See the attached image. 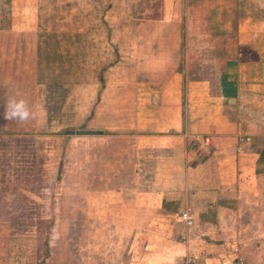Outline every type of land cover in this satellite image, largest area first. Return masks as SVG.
<instances>
[{
  "label": "crops",
  "instance_id": "crops-1",
  "mask_svg": "<svg viewBox=\"0 0 264 264\" xmlns=\"http://www.w3.org/2000/svg\"><path fill=\"white\" fill-rule=\"evenodd\" d=\"M157 1L134 0L140 9L149 3V11L139 13L141 22L144 14L157 11L152 6ZM262 1L169 0L172 22L177 9L183 18L178 31L183 38L160 48L152 44V28L134 26L136 68L130 92L109 93L103 98L101 125L82 129L101 135L64 134L69 138L65 143L84 138L96 146L85 159L80 216L86 226L118 229L101 234L86 229L85 263L264 264ZM200 13L207 14L208 28L204 42L198 39L193 45L188 20ZM232 15L233 35L228 36L230 29L222 21ZM143 19L152 21L147 15ZM202 21L197 22L198 33ZM223 35L229 42L220 40ZM120 45L125 51L126 45ZM157 49L165 51L158 54ZM143 50L149 54H139ZM148 57L155 61L145 66L150 80L137 68ZM205 58L206 66L213 67L207 73ZM126 60L128 55L105 66L120 70ZM182 212L192 218L190 226L176 221ZM13 230L5 234L7 260L14 258V242L20 241V232ZM26 234L28 230L22 236ZM56 238L61 237L52 241ZM114 241L122 242L117 251ZM54 242L48 243L49 262L55 258V264H78L71 252L62 257L59 244L58 254L52 253ZM68 255L69 261L64 258Z\"/></svg>",
  "mask_w": 264,
  "mask_h": 264
},
{
  "label": "rangeland",
  "instance_id": "rangeland-1",
  "mask_svg": "<svg viewBox=\"0 0 264 264\" xmlns=\"http://www.w3.org/2000/svg\"><path fill=\"white\" fill-rule=\"evenodd\" d=\"M141 6L140 9L134 0H0V264L7 260L3 245L10 229L21 233V242H14L15 256L5 264H32L34 258L43 264H55V258L52 262L47 258L48 243L53 244L56 236L61 238L55 239L52 253L58 254L59 244L62 257L71 252L78 264H87L86 229L94 234L118 230L116 226H86L84 216H80L77 208L86 185L85 159L96 146L84 138L65 143L69 138L64 132L100 126L103 98L109 97V93L130 92L136 68V35L132 33L135 25L152 28L156 33L152 34V44L157 43L159 48L183 38L178 32L183 18L177 9V24L172 22L169 0L152 3L157 11L143 17L150 16L152 21H140L139 13L149 11V3ZM200 14L188 20L193 45L198 39L204 42V30L208 28L207 14ZM230 18L228 22L222 21V26L230 29L228 36L233 35L236 17ZM199 21L201 33L195 30ZM210 36L208 33L207 37ZM224 37L220 40L227 42L229 37ZM120 44L126 45L125 51ZM162 51L165 50L157 49L158 54ZM140 53L145 55L149 51ZM127 55L129 60L122 69L109 71L105 66ZM204 61L206 73L213 70L206 66L207 58ZM154 62L150 57L141 62L144 67L137 62V68H142V75H148L149 80L152 75L145 71V66H153ZM10 90L27 101L32 119L20 123L3 118ZM42 217L45 219L38 222ZM26 219L31 221L30 226H25ZM26 228L28 234L24 238ZM112 244L117 251L122 242ZM64 258L70 259L69 255Z\"/></svg>",
  "mask_w": 264,
  "mask_h": 264
},
{
  "label": "clouds",
  "instance_id": "clouds-1",
  "mask_svg": "<svg viewBox=\"0 0 264 264\" xmlns=\"http://www.w3.org/2000/svg\"><path fill=\"white\" fill-rule=\"evenodd\" d=\"M3 118L6 121L24 123L33 118V112L26 100L18 98L17 94L10 90L5 100Z\"/></svg>",
  "mask_w": 264,
  "mask_h": 264
},
{
  "label": "water",
  "instance_id": "water-1",
  "mask_svg": "<svg viewBox=\"0 0 264 264\" xmlns=\"http://www.w3.org/2000/svg\"><path fill=\"white\" fill-rule=\"evenodd\" d=\"M66 136H92V135H101V131L95 130H76V131H68L64 133Z\"/></svg>",
  "mask_w": 264,
  "mask_h": 264
},
{
  "label": "built area",
  "instance_id": "built-area-1",
  "mask_svg": "<svg viewBox=\"0 0 264 264\" xmlns=\"http://www.w3.org/2000/svg\"><path fill=\"white\" fill-rule=\"evenodd\" d=\"M176 221L184 226H190L192 224V218L186 212L179 213Z\"/></svg>",
  "mask_w": 264,
  "mask_h": 264
},
{
  "label": "trees",
  "instance_id": "trees-1",
  "mask_svg": "<svg viewBox=\"0 0 264 264\" xmlns=\"http://www.w3.org/2000/svg\"><path fill=\"white\" fill-rule=\"evenodd\" d=\"M261 156H263V158H264V148H263V150L261 151Z\"/></svg>",
  "mask_w": 264,
  "mask_h": 264
}]
</instances>
